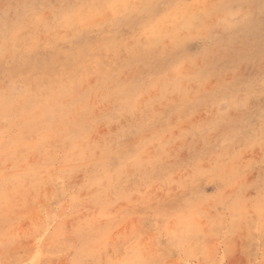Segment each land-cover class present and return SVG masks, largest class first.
I'll use <instances>...</instances> for the list:
<instances>
[{
    "label": "rangeland",
    "instance_id": "1",
    "mask_svg": "<svg viewBox=\"0 0 264 264\" xmlns=\"http://www.w3.org/2000/svg\"><path fill=\"white\" fill-rule=\"evenodd\" d=\"M0 264H264V0H0Z\"/></svg>",
    "mask_w": 264,
    "mask_h": 264
},
{
    "label": "bare ground",
    "instance_id": "2",
    "mask_svg": "<svg viewBox=\"0 0 264 264\" xmlns=\"http://www.w3.org/2000/svg\"><path fill=\"white\" fill-rule=\"evenodd\" d=\"M14 151V150H13Z\"/></svg>",
    "mask_w": 264,
    "mask_h": 264
}]
</instances>
